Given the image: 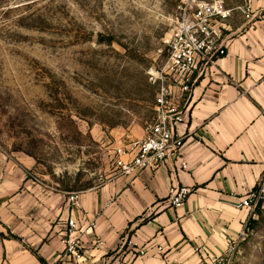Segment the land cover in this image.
I'll return each mask as SVG.
<instances>
[{
    "label": "rangeland",
    "instance_id": "1",
    "mask_svg": "<svg viewBox=\"0 0 264 264\" xmlns=\"http://www.w3.org/2000/svg\"><path fill=\"white\" fill-rule=\"evenodd\" d=\"M200 1L209 0H0V181H19L16 213L27 224L21 234L4 226L0 264H9L4 240L46 241L58 222L49 213L101 186L116 147L156 120L175 19ZM222 1L231 29L243 31L246 0ZM232 264H264L263 201Z\"/></svg>",
    "mask_w": 264,
    "mask_h": 264
},
{
    "label": "crops",
    "instance_id": "2",
    "mask_svg": "<svg viewBox=\"0 0 264 264\" xmlns=\"http://www.w3.org/2000/svg\"><path fill=\"white\" fill-rule=\"evenodd\" d=\"M246 5L247 27L232 30L226 21L227 54L199 77L180 110L187 169L109 177L79 193L78 211L65 203L49 213L58 222L46 241L29 235L24 248L2 242L9 264H204L226 249L229 236L238 238L249 213L237 204L264 173V0ZM14 182L0 181V232L6 226L21 234L27 224L16 213ZM179 186L190 192L174 208L167 197ZM70 214L79 217L78 227L95 221L91 232L73 233L78 257L64 251Z\"/></svg>",
    "mask_w": 264,
    "mask_h": 264
},
{
    "label": "built area",
    "instance_id": "3",
    "mask_svg": "<svg viewBox=\"0 0 264 264\" xmlns=\"http://www.w3.org/2000/svg\"><path fill=\"white\" fill-rule=\"evenodd\" d=\"M231 12L232 9L227 8L222 0L200 1L191 13H184L175 19L167 41L168 55L163 76L159 78L162 85L158 93L156 120L144 127L141 139L130 140L116 147L113 160L115 171L110 177L132 178L144 170L155 172L161 168L171 171L187 169L183 151L184 134L179 133L177 128L182 121V112L177 106L188 102L190 91L199 77L205 75L219 58L227 54L224 31L227 30L226 21ZM163 107H167L166 110ZM189 192L186 186L170 189L167 204L174 208L181 206ZM78 195L72 193L68 196L70 212L80 208ZM260 201L264 202V173L255 188L239 201L237 207L245 209L250 215ZM78 222L79 217L75 214L67 218L68 237L64 248L65 252L76 257L79 256L78 237L73 236V233L91 232L95 227L94 220L88 221L85 227H78ZM236 240L237 237L229 236L226 249L207 258L204 264H232ZM95 243L97 245L99 241L95 240Z\"/></svg>",
    "mask_w": 264,
    "mask_h": 264
},
{
    "label": "trees",
    "instance_id": "4",
    "mask_svg": "<svg viewBox=\"0 0 264 264\" xmlns=\"http://www.w3.org/2000/svg\"><path fill=\"white\" fill-rule=\"evenodd\" d=\"M3 235H4V234H3L2 232H0V236H1L2 238H5V236H3ZM11 238H12V239H17L16 237H12V236H11ZM38 259H39V261H40L41 263H44L43 260H42L41 258L38 257Z\"/></svg>",
    "mask_w": 264,
    "mask_h": 264
}]
</instances>
